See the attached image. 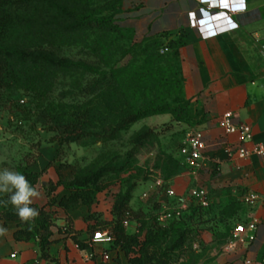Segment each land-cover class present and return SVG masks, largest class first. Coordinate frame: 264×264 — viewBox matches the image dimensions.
<instances>
[{"label":"rangeland","instance_id":"374dc122","mask_svg":"<svg viewBox=\"0 0 264 264\" xmlns=\"http://www.w3.org/2000/svg\"><path fill=\"white\" fill-rule=\"evenodd\" d=\"M9 1L17 18L11 35L0 40L1 60L11 68L5 74L7 84L0 86V169L24 175L27 165L36 162L42 173L35 187L45 194L43 175L51 167L56 172L60 164L72 179L106 168L104 181L120 193L140 185L147 191L153 180L166 179V172L178 173L180 151L194 120L181 95L177 58L169 51L157 58L161 45L139 40L122 26L123 15L141 0ZM63 10H77L99 22L74 29ZM36 54L43 58L33 59ZM141 107L165 112L110 135L119 117ZM78 117L84 126L75 125ZM154 193L143 200L146 207H155ZM9 195L0 193V201ZM186 203L187 210L201 207ZM5 207L15 209L0 203V224ZM218 213L223 221L205 230L217 249L225 241L227 225L236 222L232 209ZM144 233H139L141 241ZM200 234L189 239L198 241ZM173 240L171 235L162 247ZM195 250L190 245L176 249L167 264H207L209 259L195 258Z\"/></svg>","mask_w":264,"mask_h":264},{"label":"crops","instance_id":"0c3cea01","mask_svg":"<svg viewBox=\"0 0 264 264\" xmlns=\"http://www.w3.org/2000/svg\"><path fill=\"white\" fill-rule=\"evenodd\" d=\"M212 13L218 15L208 18ZM194 18L202 20L201 31L196 28ZM122 26L137 39H155L169 52L176 53L181 95L189 102L193 130L202 132L207 145L206 161L197 175L188 173L180 153L181 169L169 178L176 194L172 204L179 206L191 201L188 199L191 188L205 189L213 210L211 216H217L216 221H219L218 211L228 208L233 210L231 215L236 221L255 224L254 240L239 246L230 255L221 253L223 244L219 249L212 248V236L203 231L198 241L190 245L196 249L193 255L196 259H209L207 264H243L245 259L250 264H262L264 156L229 159L225 147L249 149L254 144L264 143V93L259 90V86L264 85V0H141L123 15ZM253 83L257 88L252 87ZM225 114L230 115L232 125L249 128L250 142L244 141L239 133L227 134L218 125ZM216 165L220 167L219 175L211 172ZM61 175L72 180L65 169L61 170ZM43 177L47 178L45 185L58 181L54 167L47 169ZM145 187L140 185L137 187L140 190L133 192L129 204L133 210L141 208L144 213H155L161 211L163 205L171 204L164 193L154 191L155 207H146L141 198ZM40 192L42 197L33 205L43 206L49 200L43 189ZM118 193L119 188L110 186L97 194L90 208L81 206L67 213L56 210L46 259L42 257L38 241L14 239L16 223H1L8 234L0 236V264H127L125 254L119 249L112 250L107 243L91 245V252L81 251L70 236L58 230L69 221L73 232L82 235L80 239L87 238V229L95 225V221L86 220V216L92 214L99 221H112V207ZM63 194V188L59 187L52 196ZM250 194L256 199L246 203L245 198ZM187 211L186 205L182 213ZM125 228L130 235L137 232L134 222H127ZM87 253L94 254L92 260L87 259Z\"/></svg>","mask_w":264,"mask_h":264},{"label":"trees","instance_id":"16d2710c","mask_svg":"<svg viewBox=\"0 0 264 264\" xmlns=\"http://www.w3.org/2000/svg\"><path fill=\"white\" fill-rule=\"evenodd\" d=\"M12 5L9 0H0V40L8 38L11 35L12 30L16 25V16L11 12ZM65 17L72 23L73 28H80L85 24L89 26H96L98 20L89 19V17L82 15L77 10H63ZM104 20V19H101ZM72 28V27H71ZM157 45L162 44L155 39H152ZM171 46V43H169ZM162 46L157 54V58H163L166 52H163ZM176 57V53L173 54ZM0 53V86L7 84L6 72L10 70V66L4 63ZM33 59H42L39 54L31 55ZM137 83L141 87V79ZM139 87V88H140ZM109 89V87H107ZM105 92V91H103ZM109 92V91H106ZM189 106V102L187 103ZM165 109L141 107L137 110L126 113L119 117L118 121L114 122L110 129V135H115L124 130L129 125L145 118L156 114H162ZM86 117L84 113L82 117ZM77 118L75 125L80 124L84 126L82 122L84 120ZM58 124L59 121H54ZM72 122V121H71ZM74 122V121H73ZM72 122V123H73ZM74 124V123H73ZM143 135H141L142 137ZM51 165V164H50ZM49 165V166H50ZM65 167L64 164H60L55 167L58 174V181L49 183L47 185L46 195L49 200L43 206L31 205V207L39 211V216L29 222H22L16 214V209L5 207L2 211V222L16 223V230L13 233L16 241H38L39 248L44 259L48 258L46 250L52 243V228L55 226V214L56 210H61L65 213L75 210L81 206L90 208L98 193L106 190L110 187L111 183L104 181V176L107 173V169H98L85 172L84 174L74 176L71 181L63 178L61 175V169ZM42 170H39L38 164L33 162L28 164L24 170V175L32 185H36L38 178L40 177ZM165 174V173H164ZM175 171H168L164 175L166 179L175 176ZM62 187L65 194L62 196H52V194ZM134 187H126L124 190L115 196L114 204L112 207L113 219L110 222L99 221L96 216L88 214L86 220H94L95 225L89 226L87 229V238L80 239L82 236L80 233H74L69 221L65 223L59 232L71 237L78 249L81 251L91 252V241L95 233L100 230L108 229L112 236L111 249L121 250L127 257V264H167L169 255L172 251L178 249L179 251L185 248L187 245H191L193 242L194 234L201 233L208 226H213L217 221V216H211L213 210L208 207H194L191 206L186 213H182L180 217L170 220L166 225H159L153 216L145 214L142 210H133L130 207V200ZM189 214V215H188ZM219 214V221H223ZM218 221V222H219ZM125 222H134L137 225V232L135 234L126 233L124 226ZM224 223H226L224 221ZM241 223L236 221L232 225H227L225 233L227 234L224 243L227 241L231 230L235 225ZM243 223V222H242ZM221 224V223H220ZM206 225V227H205ZM208 225V226H207ZM145 230L143 240L141 241L139 233ZM173 236L174 240L170 245L166 244V247H162L168 237ZM223 243V244H224ZM264 264V259H260Z\"/></svg>","mask_w":264,"mask_h":264},{"label":"built area","instance_id":"2783aa9c","mask_svg":"<svg viewBox=\"0 0 264 264\" xmlns=\"http://www.w3.org/2000/svg\"><path fill=\"white\" fill-rule=\"evenodd\" d=\"M210 11V9H208ZM220 13V12H218ZM218 14H210L208 18L213 19ZM202 20H197L194 18V24L198 30H202L203 25L200 26ZM204 36H209L210 34ZM169 49L164 47L163 52H168ZM264 93V92H263ZM218 125L224 129L227 134L239 133L242 139L246 142L252 140V133L247 127L243 126H234L231 124V117L229 114L223 115L221 120L218 122ZM207 145L203 140V134L200 130H192L187 137V140L184 144V147L180 153L184 157V167L190 175H197L204 166L206 161L204 157V151L206 150ZM226 155L229 159L239 158L246 159L251 156H264V143L254 144L251 148H243L241 146H227L225 147ZM213 174L219 175L220 167L216 165L212 168ZM161 192L171 201V204L163 205L161 211H156L154 217L156 222L159 225H165L166 222L180 217L183 210L186 207V203H180L179 206L173 205V201L176 198V194L171 186L169 179L157 178L151 182L147 191H144L141 194V198L145 201L150 199V192ZM188 199L194 201L196 204H199L201 207L205 208L209 205L208 193L205 189L191 188L188 191ZM256 199L254 194L247 195L245 198L246 203H252ZM127 222L124 223L126 225ZM254 230L255 224L250 223H239L231 230L230 235L227 241L223 244L221 248V253L223 255H230L235 252L239 246L247 245L254 240ZM98 243H107L111 245L112 236L108 229L100 230L93 236L91 240V245ZM104 258H107L106 254H102ZM87 259L92 260L94 257L93 253L86 254ZM243 264H250L249 260H244Z\"/></svg>","mask_w":264,"mask_h":264},{"label":"clouds","instance_id":"9594fccd","mask_svg":"<svg viewBox=\"0 0 264 264\" xmlns=\"http://www.w3.org/2000/svg\"><path fill=\"white\" fill-rule=\"evenodd\" d=\"M252 87L257 88V84L253 83ZM259 90L264 92V85H260ZM0 193L10 194L7 201L0 203L14 206L22 222H29L39 216V211L31 205L42 197V193L22 173L9 168L0 169ZM7 234L8 229L0 225V236Z\"/></svg>","mask_w":264,"mask_h":264}]
</instances>
